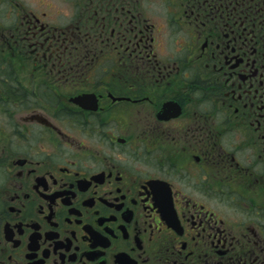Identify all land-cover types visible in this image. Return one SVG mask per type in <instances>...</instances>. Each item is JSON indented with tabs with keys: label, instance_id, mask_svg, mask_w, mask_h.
Returning <instances> with one entry per match:
<instances>
[{
	"label": "flooded vegetation",
	"instance_id": "flooded-vegetation-1",
	"mask_svg": "<svg viewBox=\"0 0 264 264\" xmlns=\"http://www.w3.org/2000/svg\"><path fill=\"white\" fill-rule=\"evenodd\" d=\"M5 1L0 264H264V0Z\"/></svg>",
	"mask_w": 264,
	"mask_h": 264
},
{
	"label": "rangeland",
	"instance_id": "rangeland-1",
	"mask_svg": "<svg viewBox=\"0 0 264 264\" xmlns=\"http://www.w3.org/2000/svg\"><path fill=\"white\" fill-rule=\"evenodd\" d=\"M5 0H3L2 7H0V12L9 11L7 5L5 4ZM66 8L69 7L70 3L68 0H65ZM191 3H188L187 0H139L138 9L142 11V13H147L149 16L153 17L154 21L160 20L163 15L166 13L175 14L176 11L186 10L189 11V7H191ZM180 8V9H179ZM68 11V10H66ZM0 20H3L8 24L7 19L5 17L0 16ZM1 26V25H0ZM10 26V25H9ZM12 41L14 40L13 35L11 34ZM11 38H8L11 41ZM11 41V43H12ZM9 48V46H8ZM197 54V50H193L191 53L189 51L183 50L180 53V58L183 60V57L188 56V61L193 60V57Z\"/></svg>",
	"mask_w": 264,
	"mask_h": 264
}]
</instances>
